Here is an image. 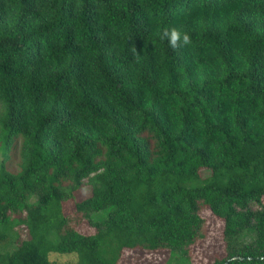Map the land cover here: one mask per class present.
<instances>
[{
  "label": "trees",
  "instance_id": "16d2710c",
  "mask_svg": "<svg viewBox=\"0 0 264 264\" xmlns=\"http://www.w3.org/2000/svg\"><path fill=\"white\" fill-rule=\"evenodd\" d=\"M203 209L264 264V0H0V264H191Z\"/></svg>",
  "mask_w": 264,
  "mask_h": 264
},
{
  "label": "rangeland",
  "instance_id": "374dc122",
  "mask_svg": "<svg viewBox=\"0 0 264 264\" xmlns=\"http://www.w3.org/2000/svg\"><path fill=\"white\" fill-rule=\"evenodd\" d=\"M17 161V158H16ZM200 214L206 221L205 239L198 242L191 249V264H211L215 258L224 255L223 243L221 241V223L216 220L207 210L203 209ZM167 253L158 251L154 253L144 252H124L119 264H164L167 260ZM51 260H56L58 264H74L71 256H64L56 259L51 255Z\"/></svg>",
  "mask_w": 264,
  "mask_h": 264
},
{
  "label": "clouds",
  "instance_id": "9594fccd",
  "mask_svg": "<svg viewBox=\"0 0 264 264\" xmlns=\"http://www.w3.org/2000/svg\"><path fill=\"white\" fill-rule=\"evenodd\" d=\"M159 38L161 40H167L169 46L173 50H179L181 48L187 47L192 43L191 35L187 32H182L181 30L175 28V27H165L163 30L159 33ZM135 59H139V51L133 45L130 49Z\"/></svg>",
  "mask_w": 264,
  "mask_h": 264
},
{
  "label": "water",
  "instance_id": "95a60500",
  "mask_svg": "<svg viewBox=\"0 0 264 264\" xmlns=\"http://www.w3.org/2000/svg\"><path fill=\"white\" fill-rule=\"evenodd\" d=\"M235 258H237V257H235Z\"/></svg>",
  "mask_w": 264,
  "mask_h": 264
}]
</instances>
